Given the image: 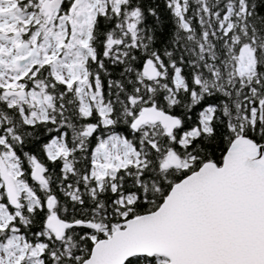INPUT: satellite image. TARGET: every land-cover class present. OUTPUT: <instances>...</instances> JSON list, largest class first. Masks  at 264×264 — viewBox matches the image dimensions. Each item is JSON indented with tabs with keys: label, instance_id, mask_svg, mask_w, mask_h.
<instances>
[{
	"label": "snow or ice",
	"instance_id": "1",
	"mask_svg": "<svg viewBox=\"0 0 264 264\" xmlns=\"http://www.w3.org/2000/svg\"><path fill=\"white\" fill-rule=\"evenodd\" d=\"M0 264H264V0H0Z\"/></svg>",
	"mask_w": 264,
	"mask_h": 264
}]
</instances>
